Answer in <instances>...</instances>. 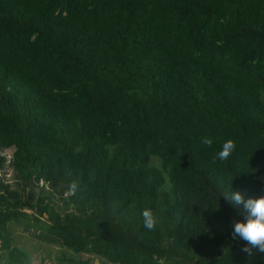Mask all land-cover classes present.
<instances>
[{
  "label": "trees",
  "instance_id": "16d2710c",
  "mask_svg": "<svg viewBox=\"0 0 264 264\" xmlns=\"http://www.w3.org/2000/svg\"><path fill=\"white\" fill-rule=\"evenodd\" d=\"M7 147L0 264H44L17 227L60 264H264L223 196H264V0H0Z\"/></svg>",
  "mask_w": 264,
  "mask_h": 264
},
{
  "label": "clouds",
  "instance_id": "9594fccd",
  "mask_svg": "<svg viewBox=\"0 0 264 264\" xmlns=\"http://www.w3.org/2000/svg\"><path fill=\"white\" fill-rule=\"evenodd\" d=\"M201 143L208 147L213 145L212 137H202ZM236 149V144L233 140H226L221 147V150L213 158V163L218 159L219 161H226ZM79 182L76 180L70 181L67 185L65 196H75L79 190ZM226 199L235 204H243L244 209L248 215L246 220H232V237L244 242L241 251L247 253L249 257L252 256L253 250L264 253V196L259 198H248L245 200L244 196L239 192H227L223 195ZM143 226L148 231H154L157 225V219L149 208L142 211Z\"/></svg>",
  "mask_w": 264,
  "mask_h": 264
},
{
  "label": "rangeland",
  "instance_id": "374dc122",
  "mask_svg": "<svg viewBox=\"0 0 264 264\" xmlns=\"http://www.w3.org/2000/svg\"><path fill=\"white\" fill-rule=\"evenodd\" d=\"M11 147L1 148L0 153L4 154L5 158L9 157ZM5 159V162H6ZM156 162V160H154ZM4 181L13 183L14 176L10 168L4 166L0 172ZM16 235L14 242L22 246L25 251L29 254V262L38 263L42 261L44 264H60L52 257L56 252V246L53 244H46L44 242L38 241L34 236L31 235L28 231L22 230L20 227L15 229ZM88 257L89 254L82 253V258ZM44 258V259H42ZM2 260L0 259V263ZM89 264H99L97 258H89Z\"/></svg>",
  "mask_w": 264,
  "mask_h": 264
}]
</instances>
